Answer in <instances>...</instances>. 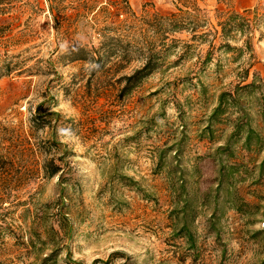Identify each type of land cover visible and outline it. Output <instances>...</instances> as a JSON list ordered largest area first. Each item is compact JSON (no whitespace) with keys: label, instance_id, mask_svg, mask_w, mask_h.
<instances>
[{"label":"rangeland","instance_id":"374dc122","mask_svg":"<svg viewBox=\"0 0 264 264\" xmlns=\"http://www.w3.org/2000/svg\"><path fill=\"white\" fill-rule=\"evenodd\" d=\"M194 1L206 38L144 23L172 0H0V264H264V0Z\"/></svg>","mask_w":264,"mask_h":264},{"label":"trees","instance_id":"16d2710c","mask_svg":"<svg viewBox=\"0 0 264 264\" xmlns=\"http://www.w3.org/2000/svg\"><path fill=\"white\" fill-rule=\"evenodd\" d=\"M176 4V13H171L168 16H161L155 14L152 18V21L146 20L144 23L151 28V30L154 32L155 35H160V30L163 32L165 30L167 31H189L192 35V38H206L211 31L207 29L206 25L204 24L205 21H198L195 18L197 17V11L199 10L196 2L194 0H172ZM246 15H249L253 13L254 19L253 22L249 21L248 18L244 15H240L237 13H223L220 15L221 21L219 22V26L221 27V37H227L230 36L231 32H244L242 31L245 27L246 29H252L253 27L257 26V22L259 20V17L256 12L245 10L244 11ZM162 35V34H161ZM164 36V35H162ZM224 47L229 48V45L225 44ZM155 56L156 53L154 51H149V53L146 55V61L144 62L143 66L139 69H137L132 75L128 76L126 78V81L128 84H136L138 80H140L143 76L146 74L150 73L155 66ZM122 61L128 62V59L126 56L121 57ZM94 64L100 63L101 61V56L99 55L98 57H93L91 56L90 59ZM253 85V83H248L242 85L240 88L245 89L249 88ZM131 88V85H129L128 89ZM127 90V86L126 89ZM242 129V125L237 123L235 124L234 127V134L240 133ZM247 135L244 139V144L248 147L249 146V141H250V134L251 131L250 129L246 130ZM264 139V138H263ZM259 141V139H258ZM4 160L0 159V177L5 180V182L2 181L0 183V195L4 194L3 190L7 189L6 196H10V191L13 189L14 190V179H7V172L6 169L4 168ZM262 166V163L259 167ZM33 166H30L27 164L25 166V170L27 172H34ZM42 170L44 171V175L46 177H52L56 175L60 169L57 165L53 164L52 160L46 159L43 165H41ZM36 170V169H35ZM15 179H18L15 177ZM12 183V186L10 185ZM4 198L0 196V202H2ZM19 201H16L18 204ZM58 219V224L60 230H64L67 228L66 224H63V220L66 221V216L62 215V217H59ZM62 220V221H60ZM62 222V223H61ZM185 234L186 240L189 242L190 245L193 244L192 241V236L189 231H187V226L185 221L182 224V229H181ZM46 232H52L55 233L54 229L52 227H49L48 229L45 230Z\"/></svg>","mask_w":264,"mask_h":264}]
</instances>
